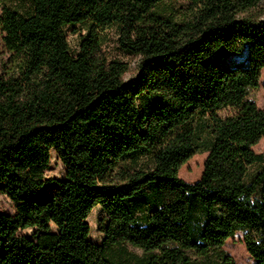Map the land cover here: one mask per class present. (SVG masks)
Masks as SVG:
<instances>
[{
	"label": "trees",
	"instance_id": "obj_1",
	"mask_svg": "<svg viewBox=\"0 0 264 264\" xmlns=\"http://www.w3.org/2000/svg\"><path fill=\"white\" fill-rule=\"evenodd\" d=\"M6 1L0 193L16 207L0 211V264H236L223 248L236 231L264 264V154L253 149L264 106L248 98L264 67V0ZM111 26L139 57L132 79L102 48ZM222 49L245 50L247 64L227 65ZM51 150L61 179L45 175ZM199 153L200 179H182ZM68 194L76 202L60 210ZM96 205L109 220L99 243Z\"/></svg>",
	"mask_w": 264,
	"mask_h": 264
},
{
	"label": "rangeland",
	"instance_id": "obj_2",
	"mask_svg": "<svg viewBox=\"0 0 264 264\" xmlns=\"http://www.w3.org/2000/svg\"><path fill=\"white\" fill-rule=\"evenodd\" d=\"M15 0H7L6 4L10 5ZM183 1L171 2L174 7H178ZM2 5L0 4V11ZM78 27V26H76ZM68 33V44L70 46V52L72 54L77 52L78 49V33L72 31V28L66 27ZM105 39L103 44V50L106 52L108 58L116 61L126 62L128 69L124 72V78L126 80L132 79L136 76L137 63L139 57L129 54L124 50L120 44L117 42V31L116 27L111 26L104 31ZM3 33L0 30V63L7 57L5 45L3 44ZM221 54L224 55V60L227 65L235 67H243L247 64V54L245 50L243 52H233L230 50H221ZM259 86L257 88L249 89L248 98L254 100L258 106H264V67L261 70V75L258 81ZM253 149L257 153L264 154V137H262L255 145ZM51 157L46 165L45 175L49 177H55L61 179L65 176V167L60 162L57 157V153L51 150ZM139 165L145 163L148 159V155L139 152ZM206 153H199L188 159L184 165L179 169L178 175L189 182H195L200 179V175L203 169V160L205 159ZM257 166L254 165L252 170L256 169ZM76 202V198L70 194L66 195L62 200L61 208L67 207L68 205ZM16 203L9 199L4 193H0V211H5L8 213H13L15 211ZM103 220L104 227L108 228L109 220L105 217V213L101 210L100 206L96 205L91 210V213L87 219L89 226L91 228L89 239L95 242H101L104 235L99 231L98 223ZM52 226V225H51ZM55 230L56 227H53ZM33 229L25 230L28 235L32 234ZM224 250L229 253L235 260L236 264H255V260L247 253L243 233L241 231H236L232 237L227 238L223 245Z\"/></svg>",
	"mask_w": 264,
	"mask_h": 264
}]
</instances>
